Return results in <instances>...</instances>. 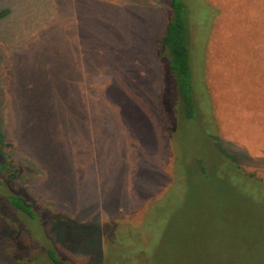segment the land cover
Listing matches in <instances>:
<instances>
[{"label": "rangeland", "instance_id": "1", "mask_svg": "<svg viewBox=\"0 0 264 264\" xmlns=\"http://www.w3.org/2000/svg\"><path fill=\"white\" fill-rule=\"evenodd\" d=\"M46 1L52 24L37 0L0 21V196L46 219L0 264H52L45 242L72 264H264V0H184L192 118L160 57L169 0Z\"/></svg>", "mask_w": 264, "mask_h": 264}, {"label": "trees", "instance_id": "2", "mask_svg": "<svg viewBox=\"0 0 264 264\" xmlns=\"http://www.w3.org/2000/svg\"><path fill=\"white\" fill-rule=\"evenodd\" d=\"M14 1H18L24 4L23 0ZM14 1L12 2L13 6H11L6 5L8 3H5V1L3 0V7H0V21L2 19L3 21H5L15 15L16 11L14 10ZM168 5L171 9L172 17L167 22L164 34L162 35L160 40V57L164 61L165 67L167 69L166 73H168V75L170 74L174 78V81L176 83L179 103L182 107L181 112L186 118H192L196 108V103L194 100L193 78L190 64L188 26L185 20L186 5L184 0H169ZM58 6H60L59 3L52 4L51 6L46 0H37L35 9V14L38 17L37 21L39 23L41 22L45 24H49L51 22L52 24L53 19L59 17L58 14H60L61 16L63 15V12L58 10ZM59 9L61 8L59 7ZM52 28L53 27H50V29ZM54 32L55 31L52 30L53 34ZM58 32L60 34L55 35L56 46L53 44V47H56L57 49L63 46L65 47L64 31H62V28H60ZM162 103L163 108L167 114L166 105L163 101ZM4 141L5 140L3 132V135H1L0 133V145H3V147L7 146ZM6 161H12L11 156H9ZM15 175L16 170L9 174L10 177H13ZM2 182L4 183L3 179L0 177V189H2ZM5 199L7 203L13 207V210H8L5 207L4 202L2 201L0 196V230L3 227V224L7 220H9L11 231L6 239H3V237L0 236V256L2 255L1 257H3V249L6 253L8 251H10V254L23 252L27 255L26 249L28 246L24 244L19 238V231L27 230V228L24 226V220L29 221L30 223H34V221H37L40 226H42L41 224H43L44 229V223L46 222V219L43 218V215L37 211L33 203L28 200L27 197L22 193H6ZM58 217L67 218L65 214H55L54 218ZM17 220L19 225L18 227H15L13 226V223ZM11 246L12 249L9 250ZM42 251L47 260L52 264H72L59 254L53 243H51L50 246H47L45 242V247H42ZM28 260L32 262L30 258H28Z\"/></svg>", "mask_w": 264, "mask_h": 264}]
</instances>
